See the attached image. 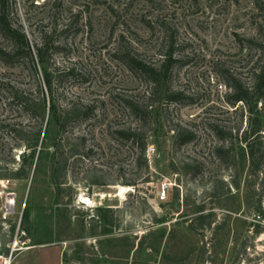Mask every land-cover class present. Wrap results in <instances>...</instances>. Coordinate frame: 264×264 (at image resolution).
Wrapping results in <instances>:
<instances>
[{
    "label": "rangeland",
    "instance_id": "rangeland-1",
    "mask_svg": "<svg viewBox=\"0 0 264 264\" xmlns=\"http://www.w3.org/2000/svg\"><path fill=\"white\" fill-rule=\"evenodd\" d=\"M10 16L34 59H0V253L11 264H264V172L241 156L250 114L226 84L252 83L264 0H12ZM43 34L68 117L60 132L35 49ZM127 53L156 68L171 55L179 98ZM181 127L190 141L176 140ZM128 128L148 131V171L116 132ZM199 209L210 226L190 224Z\"/></svg>",
    "mask_w": 264,
    "mask_h": 264
},
{
    "label": "trees",
    "instance_id": "trees-1",
    "mask_svg": "<svg viewBox=\"0 0 264 264\" xmlns=\"http://www.w3.org/2000/svg\"><path fill=\"white\" fill-rule=\"evenodd\" d=\"M11 3L12 0H0V35L7 38L11 42L9 48L0 47V59L6 63H14L15 60L26 56L31 59V62L34 63L31 50L28 47V39L26 34L22 30L21 26L14 23L10 16ZM249 40L253 42L256 48L262 52L259 60L251 71L252 83L250 85H246L240 78L232 75L228 76L226 84L231 89V98L228 100L233 104L240 101L250 114L249 125L243 131V140L245 141V144L241 146V156L242 158H247L249 160L250 172L258 174L260 172H264V119L261 117L262 108H258L259 103H261V105L264 103V39L250 38ZM49 46L50 40L47 38V34H43L42 42L39 45H36L35 49L38 61L44 67V81L46 84L47 93L50 94L49 100H51V123L56 127V131L60 132L61 129L65 128V125L68 122V117H60V111H58L57 103L53 97L54 76L50 73L46 66L48 62ZM126 56L130 66L146 75L154 83L156 88L164 92L163 96L165 98L168 100H177L179 98V94L177 92L171 91L167 84L171 73V67L174 63L171 55L168 57L166 62L158 68L148 66L136 57L130 56L129 53H127ZM129 108L136 115L143 118L146 117L144 113L146 111H143V109L138 106V104L129 102ZM90 111H92V108H87L80 113L81 115L88 116L90 115ZM216 129L219 130V128ZM116 132L138 145L140 150L138 158L144 168L148 171V158L146 156L148 131L145 130L138 132L135 129L128 128L117 129ZM192 137L193 134L191 132H188L186 128L181 127L178 129L176 140L179 143H185L190 141ZM215 151L219 156H228L230 150L225 148L223 145H219L216 147ZM16 176L20 177L21 173L17 172ZM98 209L100 210L101 207H98ZM257 209L259 211L262 210L260 200L258 202ZM29 210L30 209L26 208L23 212V216L26 221L30 218ZM208 215L213 216V213H204L201 211V209H199L198 213L195 214L190 224L194 226V222H197V228L210 226L215 221V219L210 218L207 222H205L206 218H208ZM104 232H106V230H104ZM256 232H259V230L257 229Z\"/></svg>",
    "mask_w": 264,
    "mask_h": 264
},
{
    "label": "built area",
    "instance_id": "built-area-1",
    "mask_svg": "<svg viewBox=\"0 0 264 264\" xmlns=\"http://www.w3.org/2000/svg\"><path fill=\"white\" fill-rule=\"evenodd\" d=\"M150 148H154V147H150ZM167 186L168 185L165 184V187L160 190V195H159L160 200L166 199L165 188ZM17 244H18V240L15 239L14 246H16ZM11 259H12L11 254L0 253V264H11L12 261Z\"/></svg>",
    "mask_w": 264,
    "mask_h": 264
},
{
    "label": "bare ground",
    "instance_id": "bare-ground-1",
    "mask_svg": "<svg viewBox=\"0 0 264 264\" xmlns=\"http://www.w3.org/2000/svg\"><path fill=\"white\" fill-rule=\"evenodd\" d=\"M125 189H127L125 186H122V192L125 191ZM11 201V200H10ZM12 202V201H11ZM10 202V203H11Z\"/></svg>",
    "mask_w": 264,
    "mask_h": 264
}]
</instances>
